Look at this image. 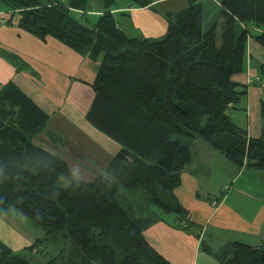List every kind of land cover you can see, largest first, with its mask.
<instances>
[{
  "label": "trees",
  "instance_id": "trees-1",
  "mask_svg": "<svg viewBox=\"0 0 264 264\" xmlns=\"http://www.w3.org/2000/svg\"><path fill=\"white\" fill-rule=\"evenodd\" d=\"M129 1L146 7L155 0ZM0 2L20 15V28L99 61L86 117L121 144L105 174L73 177L60 154L34 142L50 115L12 81L6 83L0 89V215L18 209L45 238L23 252L0 240V264H35L33 255L40 251L34 250L45 240L70 246L42 264H173L145 237L155 220L151 212L138 214L121 196L136 199L142 192L138 203L175 213L180 225L188 222L175 190L195 139L239 167L264 170V127L259 137H250L230 113L246 92L233 76L245 70L249 37L264 46V30H252L264 29V0H221L219 44L217 22L204 28L201 0L168 12L160 38L128 35L112 12L116 0H103V13L91 26L73 15L84 17L90 0ZM0 54L18 70L29 68L4 49ZM63 176L70 180L66 187L59 184ZM219 258L222 264H264V245L233 241Z\"/></svg>",
  "mask_w": 264,
  "mask_h": 264
},
{
  "label": "crops",
  "instance_id": "crops-1",
  "mask_svg": "<svg viewBox=\"0 0 264 264\" xmlns=\"http://www.w3.org/2000/svg\"><path fill=\"white\" fill-rule=\"evenodd\" d=\"M191 1L155 0L149 7L137 8L129 0H116L112 12L128 35L159 38L168 28L167 13L185 9ZM201 3L204 6L205 1ZM103 8V0H90L85 17L98 19ZM19 19L18 13L0 2V48L29 65L18 70L0 54V89L12 81L50 115L46 129L34 142L60 154L71 174L73 168L85 175L82 180L105 174L121 144L86 117L95 96L92 84L99 61L54 37L41 40L20 28ZM252 30L259 33L263 28ZM233 80L246 92L233 109L232 119L248 136L257 138L264 127V46L253 37L247 43L245 70ZM190 147L192 160L175 190L188 211V222L180 225L175 213L154 209L155 220L144 231L149 243L173 264H222L219 255L233 241L264 245V170L231 163L203 139L192 140ZM217 175L224 177L223 185L213 184ZM226 185L228 191L223 189ZM42 237L43 231L18 209L12 207L0 215V240L14 251L23 252ZM37 250H43L42 244Z\"/></svg>",
  "mask_w": 264,
  "mask_h": 264
},
{
  "label": "rangeland",
  "instance_id": "rangeland-1",
  "mask_svg": "<svg viewBox=\"0 0 264 264\" xmlns=\"http://www.w3.org/2000/svg\"><path fill=\"white\" fill-rule=\"evenodd\" d=\"M42 1V3H50L52 0H41ZM98 2L100 1H102V0H97ZM203 1V0H202ZM205 1V3H204V6H203V21H204V28L205 29H207L209 26H210V24L211 23H213V22H217V26H218V28H217V33H218V38H217V42H218V44L220 43V33H221V28H222V17H221V14H220V1L221 0H204ZM61 2H63V3H67L68 2V0H61ZM155 2V1H154ZM150 6V5H149ZM149 6H146V7H149ZM137 8H143V7H137ZM73 15L75 16V17H77V19L80 21V22H82V23H84V24H86L87 26H91L92 25V23H95L96 21H97V18L96 17H90V19H88V18H86L85 16L83 17L82 16V13H79V12H73ZM264 30V29H263ZM142 37H144V36H142ZM160 38V37H159ZM233 110H231V114H233V112H232ZM235 111H236V109H235ZM95 127V126H94ZM40 134V133H39ZM38 134V135H39ZM189 139L188 138H183V141H188ZM69 149V148H68ZM69 150H71V149H69ZM71 152V151H70ZM72 175L73 176H75V175H78V178H80V179H82V178H84L85 177V175H83V176H80L79 174H77L75 171H74V168H73V171H72ZM80 176V177H79ZM224 177H222L221 175H217V176H214L213 177V184L214 185H223V184H221V182H222V179H223ZM69 182H70V180L67 178V177H61V179H60V181H59V184L61 185V186H64V187H66V186H68V184H69ZM129 193V192H128ZM140 195H142V192H140L139 194L137 193L136 194V199H134V196L133 195H131V197L127 194V193H125V194H123L122 196H121V198L123 199L124 197H127V198H125L124 200L128 203V202H132L133 203V205H134V210L136 209H139V211H138V214H141L140 212L143 210L144 212H142V213H144L145 215H147V214H149V212H152L154 209H157L158 211H160L161 212V210L159 209V208H157L156 206H154V205H152L151 204V206H147L146 207V205H142V203H138L137 201L140 199ZM124 196V197H123ZM143 198V197H142ZM141 198V199H142ZM141 199H140V201H141ZM125 204V203H124ZM212 205L213 206H216V204H213L212 203ZM172 213V212H171ZM137 214V215H138ZM163 214H165V213H163ZM174 214V213H173ZM172 214V215H173ZM27 217V216H26ZM29 219V218H28ZM29 220H31V219H29ZM188 220V219H187ZM32 221V220H31ZM179 222V221H178ZM44 234V233H43ZM45 236V235H44ZM42 238H45V237H42ZM51 245V243H50V241H48V240H45V242L43 243V246H42V249L43 250H39L40 251V253L38 252L37 254H34L33 255V259H34V263L35 264H42L43 262H45L46 260H48V257H49V254L51 255V256H54V255H56V254H58L59 253V251H60V249L61 248H63V247H69L70 245H66V243H65V241L64 240H62L61 241V243H60V245H58V246H52ZM67 249V248H66ZM69 250H70V248H69ZM17 252V251H16ZM33 253H35V252H33ZM67 254V251L65 250V252H63V255H61V257H60V260L62 261L63 260V258H64V256Z\"/></svg>",
  "mask_w": 264,
  "mask_h": 264
},
{
  "label": "built area",
  "instance_id": "built-area-1",
  "mask_svg": "<svg viewBox=\"0 0 264 264\" xmlns=\"http://www.w3.org/2000/svg\"><path fill=\"white\" fill-rule=\"evenodd\" d=\"M6 21V20H5ZM4 20H3V22H5ZM229 188H230V186H228V185H226V186H224V190L225 191H228L229 190ZM217 202L216 201H213V204H216Z\"/></svg>",
  "mask_w": 264,
  "mask_h": 264
}]
</instances>
